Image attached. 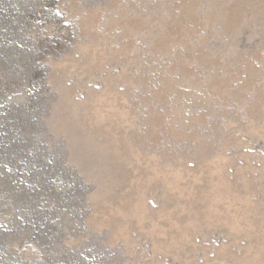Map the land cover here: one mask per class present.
Returning a JSON list of instances; mask_svg holds the SVG:
<instances>
[{
    "label": "rangeland",
    "instance_id": "obj_1",
    "mask_svg": "<svg viewBox=\"0 0 264 264\" xmlns=\"http://www.w3.org/2000/svg\"><path fill=\"white\" fill-rule=\"evenodd\" d=\"M0 264H264V0H0Z\"/></svg>",
    "mask_w": 264,
    "mask_h": 264
}]
</instances>
